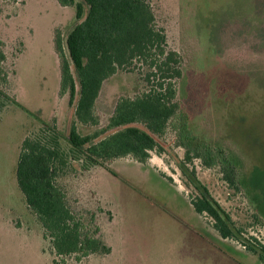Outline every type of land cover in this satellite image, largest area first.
Here are the masks:
<instances>
[{
    "label": "rangeland",
    "instance_id": "374dc122",
    "mask_svg": "<svg viewBox=\"0 0 264 264\" xmlns=\"http://www.w3.org/2000/svg\"><path fill=\"white\" fill-rule=\"evenodd\" d=\"M77 3L83 6L84 18L88 6L84 0ZM149 3L167 48L181 58L179 114L157 139L164 152L152 153L145 165L130 158L90 164L83 155L86 146L69 143L71 125L76 124L81 136L103 130L119 98H134L146 90L141 72L119 70L105 80L94 104L98 125L79 124L68 96L58 93L59 61L53 46L56 30L65 43L81 21L75 18V6L66 10L56 0H0L7 93L16 101L0 112L1 264H17L10 255H23L30 264H53L54 259L16 183L25 138L57 149L64 166L55 165L56 185L73 211L96 214L99 236L113 251V261L123 254L154 264L162 251L173 257L193 234H198L194 241L203 252L238 256L235 247L253 245L252 239L264 245V0ZM183 123L193 139L179 137L177 128ZM186 151L193 160L184 169L180 163ZM192 168L241 232L237 242L211 239L219 237L212 220L191 212L189 199L195 192L185 170ZM41 253L46 256L39 257ZM110 253L81 262L66 258V263L110 264Z\"/></svg>",
    "mask_w": 264,
    "mask_h": 264
},
{
    "label": "trees",
    "instance_id": "16d2710c",
    "mask_svg": "<svg viewBox=\"0 0 264 264\" xmlns=\"http://www.w3.org/2000/svg\"><path fill=\"white\" fill-rule=\"evenodd\" d=\"M56 1L61 7L75 6V18L81 20L69 32L65 43L59 30L53 37L60 72L58 93L68 96V106L74 107L79 124L98 125L95 101L103 82L117 71L136 69L146 85L140 95L117 100L107 126L100 132L81 136L76 124H72L70 145L86 146L83 155L90 164L130 158L145 165L152 153L162 154L157 139L166 134L169 122L179 114L176 101V84L182 77L179 54L167 48L164 31L156 25L149 0H84L88 6L84 18L81 3ZM5 61L4 43L0 40V112L16 102L7 93L10 78ZM107 131L113 133L95 141ZM177 131L181 138H194L185 123ZM61 159L55 147L25 138L15 169L17 186L43 228V240L50 244L53 264H67L66 258L81 262L94 254H109L110 247L99 236L96 214L73 211L66 193L57 187L55 165L64 166ZM192 160L186 151L180 166L188 168ZM185 174L189 175V185L195 192L189 199L194 211L212 220V228L220 238L237 242L241 232L229 215L210 196L193 168L188 173L185 170ZM252 241L253 245H242L243 249L264 264V245Z\"/></svg>",
    "mask_w": 264,
    "mask_h": 264
},
{
    "label": "crops",
    "instance_id": "0c3cea01",
    "mask_svg": "<svg viewBox=\"0 0 264 264\" xmlns=\"http://www.w3.org/2000/svg\"><path fill=\"white\" fill-rule=\"evenodd\" d=\"M66 8V10L70 9L73 10L72 7H62ZM189 208L193 214H198L194 211L191 204H189ZM205 228V227H204ZM198 231V230H196ZM198 234H193L191 237L184 241L183 246L181 249L173 252L171 255H174L171 258L167 257V254L162 251V257H158L154 264H212L217 261V264H258L256 260L259 261L258 257L243 248L235 247V252L238 253V256L232 255L228 252H222L220 250L212 251V252H203L200 251L198 246L196 245V241L198 240ZM211 239L217 240L218 242L225 243L227 240H224L219 237H215V235H210ZM242 250V251H241ZM113 251L111 250L110 253V264H141V260L139 257L130 258L126 255L120 256L117 261L114 260V256L112 255ZM236 254V253H235ZM240 254V255H239ZM46 255L45 253H41L39 257L44 258ZM11 262L14 260L13 258L17 259V264H30L27 263L23 259V255H20V258L16 255H10ZM22 258V259H21ZM25 258V257H24ZM1 264V263H0ZM8 264V262L6 263ZM37 264V262L35 263ZM259 264L261 262L259 261Z\"/></svg>",
    "mask_w": 264,
    "mask_h": 264
}]
</instances>
